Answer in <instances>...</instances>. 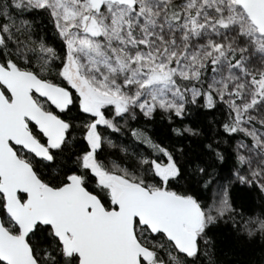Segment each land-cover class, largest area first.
I'll list each match as a JSON object with an SVG mask.
<instances>
[{
    "label": "snow or ice",
    "instance_id": "6c2138e0",
    "mask_svg": "<svg viewBox=\"0 0 264 264\" xmlns=\"http://www.w3.org/2000/svg\"><path fill=\"white\" fill-rule=\"evenodd\" d=\"M0 264H264V0H0Z\"/></svg>",
    "mask_w": 264,
    "mask_h": 264
}]
</instances>
